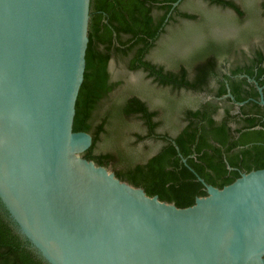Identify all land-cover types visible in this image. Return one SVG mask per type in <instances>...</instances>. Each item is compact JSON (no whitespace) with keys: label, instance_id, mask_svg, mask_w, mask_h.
<instances>
[{"label":"water","instance_id":"water-1","mask_svg":"<svg viewBox=\"0 0 264 264\" xmlns=\"http://www.w3.org/2000/svg\"><path fill=\"white\" fill-rule=\"evenodd\" d=\"M89 3L0 0V202L14 231L46 264H264V166L221 187L198 176L206 194L179 206L83 155Z\"/></svg>","mask_w":264,"mask_h":264},{"label":"trees","instance_id":"trees-1","mask_svg":"<svg viewBox=\"0 0 264 264\" xmlns=\"http://www.w3.org/2000/svg\"><path fill=\"white\" fill-rule=\"evenodd\" d=\"M174 1L90 0L86 62L75 103L73 130L88 131L92 136L91 144L83 151L85 157L110 166L118 177L142 186L147 194L185 206L197 195L206 194L198 176L221 187L242 171L264 166V110L258 102L257 89L246 78L251 76L264 85V49L257 45L250 48V53L240 49L241 57L229 49L222 52L225 54L221 61L218 52L209 50L197 55L189 65L181 64L175 69L151 60L147 54L165 26L177 17L193 16L179 9L178 4L173 6ZM207 1L229 7L238 16L244 13L235 0ZM259 7L264 18V0H259ZM112 58L123 61L130 70L144 71L157 84L173 90H205L217 97L227 92L228 85L236 100L246 101L239 105L237 113L232 112V103L221 108L208 99L195 106L184 105L177 131L160 132L159 110L137 94L127 95L117 106L116 114L103 109L119 84V80L111 78ZM219 66L226 71H219ZM214 75L218 83L210 86ZM114 116L118 122L141 120L145 130L132 133L135 142L154 138L161 142L160 147L143 160H136L119 146L96 151L101 135L110 133ZM0 264H46L29 242L14 231L1 202Z\"/></svg>","mask_w":264,"mask_h":264},{"label":"rangeland","instance_id":"rangeland-1","mask_svg":"<svg viewBox=\"0 0 264 264\" xmlns=\"http://www.w3.org/2000/svg\"><path fill=\"white\" fill-rule=\"evenodd\" d=\"M243 8V15L238 16L231 8L211 4L207 0H180L178 8L185 10L192 17H177L166 26L147 57L162 63L166 68L189 65L200 53L213 50L218 52V59L231 47L249 51L253 45L264 46V18L261 15L259 0H235ZM111 78L119 80L118 86L111 92L103 109L116 108L129 94H137L151 107L159 110L161 124L157 130L174 134L180 126V109L184 105L195 106L200 100H207L203 94L191 90H173L169 86L154 82L140 69L130 70L123 61L112 58L109 63ZM110 133L102 134L96 144V151L121 147L133 155L136 160H143L161 145L159 140L146 138L135 142L133 132H144L141 120L131 118L117 121L114 116L109 124ZM118 132V136L112 132ZM112 169L110 166H108Z\"/></svg>","mask_w":264,"mask_h":264},{"label":"flooded vegetation","instance_id":"flooded-vegetation-1","mask_svg":"<svg viewBox=\"0 0 264 264\" xmlns=\"http://www.w3.org/2000/svg\"><path fill=\"white\" fill-rule=\"evenodd\" d=\"M258 47H260V48H262V49H264V46H260V45H257ZM231 49V52H233L234 50H236V54L238 53V55L241 57V55L239 54V50L240 49H244V48H238V47H236V46H233V47H231L230 48ZM245 50V49H244ZM250 49H249V51H247V52H249L250 53ZM220 64V63H219ZM218 70L219 71H222V72H225L226 71V69L223 67V66H219L218 67ZM240 76H244V74H240ZM247 77H250L251 78V80H248V78ZM246 78H247V80L251 83V84H253L254 86H255V88L257 89V85H259L258 83H257V81H256V79H254L253 77H251V76H247ZM217 75H214V76H212L211 78H210V86H216L217 85ZM226 85H227V83H226ZM260 86H262V92H263V86L264 85H260ZM228 91H230V89L228 88V85H227V92ZM257 91H258V89H257ZM226 92V93H227ZM195 93H197V92H195ZM199 94H203L205 97H206V99H208V100H213V102H217L219 105H221L222 107L221 108H223L224 106H226V104H229V103H232V112L233 113H237L238 111H239V105H235V103H234V101L232 100V99H230L229 101L226 99L227 97L228 98H230L229 96H227L226 95V93L225 94H223V95H221V96H217V97H214L213 95H211V94H209V93H207L205 90H202V91H199L198 92ZM263 97H264V93H263ZM245 101H246V99H245ZM244 101V102H245ZM258 102H259V92H258ZM260 103V102H259ZM241 105V104H240ZM262 105V104H261ZM263 106V105H262ZM263 110H264V107H263Z\"/></svg>","mask_w":264,"mask_h":264}]
</instances>
